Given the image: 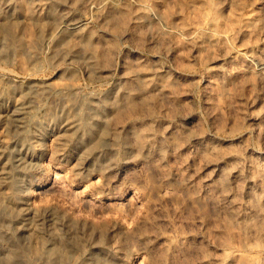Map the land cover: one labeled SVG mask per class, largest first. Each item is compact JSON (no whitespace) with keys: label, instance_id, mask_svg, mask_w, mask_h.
Listing matches in <instances>:
<instances>
[{"label":"rangeland","instance_id":"374dc122","mask_svg":"<svg viewBox=\"0 0 264 264\" xmlns=\"http://www.w3.org/2000/svg\"><path fill=\"white\" fill-rule=\"evenodd\" d=\"M256 60L264 0H0V264H264Z\"/></svg>","mask_w":264,"mask_h":264},{"label":"bare ground","instance_id":"6f19581e","mask_svg":"<svg viewBox=\"0 0 264 264\" xmlns=\"http://www.w3.org/2000/svg\"><path fill=\"white\" fill-rule=\"evenodd\" d=\"M78 24H76V26H77ZM77 28H80V26H77ZM256 63H257V66L260 68V69H262L263 71H264V60H256ZM57 250L56 249H53L52 250V254H51V256H53V257H57ZM60 254V253H59ZM55 257V258H56ZM60 257V256H59ZM58 257V258H59Z\"/></svg>","mask_w":264,"mask_h":264}]
</instances>
